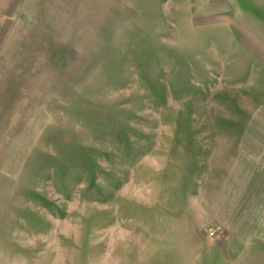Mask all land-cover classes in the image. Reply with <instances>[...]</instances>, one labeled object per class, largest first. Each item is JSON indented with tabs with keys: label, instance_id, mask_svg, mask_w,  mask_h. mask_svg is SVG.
<instances>
[{
	"label": "rangeland",
	"instance_id": "1",
	"mask_svg": "<svg viewBox=\"0 0 264 264\" xmlns=\"http://www.w3.org/2000/svg\"><path fill=\"white\" fill-rule=\"evenodd\" d=\"M151 2L153 25L108 40L112 25H71L66 46L36 38L33 56L57 48L53 60L4 48L0 264H186L190 244L194 264H264V246L204 221L228 135L263 83L236 27L208 17L253 24L263 1Z\"/></svg>",
	"mask_w": 264,
	"mask_h": 264
},
{
	"label": "crops",
	"instance_id": "2",
	"mask_svg": "<svg viewBox=\"0 0 264 264\" xmlns=\"http://www.w3.org/2000/svg\"><path fill=\"white\" fill-rule=\"evenodd\" d=\"M158 11L151 0H0V55L8 54V49L4 48L15 43L12 52L24 53V60H53L49 56L58 55L57 48L49 53L36 49L38 58L33 56L34 50L30 52L28 48L36 38L43 39L39 41L42 47L66 46L70 40L64 30H74L75 26L71 25H112L108 40V37L118 35L120 25H153L152 15ZM239 13L232 10V15L224 14L218 18L211 15L208 18L213 23L220 19L236 27L239 45L260 67L257 77L263 79V83L258 81L255 100L244 108L247 116L237 120L234 125L237 129L228 135L222 166L218 167V175L213 181L211 178L208 185L204 221L223 229L236 243L264 246V12L261 13L263 19L255 20L253 24L249 16L244 20L237 17ZM86 45L85 40L83 46ZM20 47H24L23 51ZM79 53L84 55L86 62L89 60L85 48ZM40 107L38 105L37 109ZM200 240L202 237L198 235L197 241ZM205 250L212 254L214 247L209 244ZM199 253V246L184 245L180 253L184 256L180 259L185 260L186 254V264H194L192 255Z\"/></svg>",
	"mask_w": 264,
	"mask_h": 264
}]
</instances>
